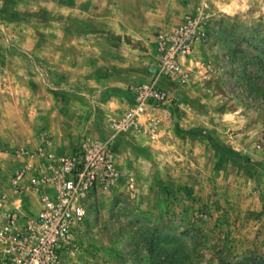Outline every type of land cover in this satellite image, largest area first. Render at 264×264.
Returning <instances> with one entry per match:
<instances>
[{
  "label": "rangeland",
  "instance_id": "obj_1",
  "mask_svg": "<svg viewBox=\"0 0 264 264\" xmlns=\"http://www.w3.org/2000/svg\"><path fill=\"white\" fill-rule=\"evenodd\" d=\"M188 1L175 26L200 0ZM111 2L0 0V197L7 196L6 207L5 178L12 185L28 161L21 152L46 140L56 152L50 127L64 125L38 123L30 113L43 109L47 116L70 101L88 102L92 84L109 69L96 61L118 47L120 38L106 36L100 20ZM205 4V34L177 75L159 73L157 54L152 67L136 74L139 84L124 89L129 104L122 113L92 121L68 150L56 152L112 136L120 172L90 199L78 247L63 264H264V0ZM149 83L168 100L148 107L141 125L114 134L111 122L133 106L135 87ZM17 99L28 108L18 111ZM210 138L239 152L241 166L222 157Z\"/></svg>",
  "mask_w": 264,
  "mask_h": 264
},
{
  "label": "built area",
  "instance_id": "obj_2",
  "mask_svg": "<svg viewBox=\"0 0 264 264\" xmlns=\"http://www.w3.org/2000/svg\"><path fill=\"white\" fill-rule=\"evenodd\" d=\"M205 6V0H200L177 26L158 35L157 66L165 77L179 73L183 59L204 36ZM168 98V93L153 83L135 87L133 106L111 122L114 134L141 125L148 107ZM110 139H82L68 153H56L46 140L35 151L21 152L28 161L15 173L13 189L21 191L22 179L27 178L39 196L40 208L34 215H23L16 206L6 207V195L0 197V207H6L0 211V264H63L77 249L90 199L99 187H108L120 177Z\"/></svg>",
  "mask_w": 264,
  "mask_h": 264
},
{
  "label": "crops",
  "instance_id": "obj_3",
  "mask_svg": "<svg viewBox=\"0 0 264 264\" xmlns=\"http://www.w3.org/2000/svg\"><path fill=\"white\" fill-rule=\"evenodd\" d=\"M188 2V0H114L107 6L108 8L102 7L104 12L100 15V20L106 31L105 35H116L120 39L116 50L109 51L106 58L101 57L96 61L97 66L104 64L108 65L109 69L107 71L105 69L106 73H103L104 76L99 78L98 83L95 80L96 83L92 84L96 86L90 89L93 98L90 97L88 102L70 101L63 106V110L57 109L47 116L43 109L36 115L30 113V117L38 123H49L54 120L64 123L63 126L50 127L56 152L68 150L76 134L83 131L86 133L94 124L104 122L110 116L120 114L127 108L129 99L123 94L124 89L128 84H137L140 81L136 76L140 70L149 69L154 65L157 57V33L175 26L178 18L190 8ZM130 42L138 44L132 46L131 52H127L125 49H128L127 45ZM12 105L22 108L18 111H23L25 106L28 108L25 100H13ZM58 105L60 107L59 103ZM96 105L100 106L101 115L95 118V113L91 115V109L96 108ZM22 142L26 144L28 141L23 138ZM33 144L34 147L38 145L37 142ZM5 179L10 205L18 207L20 214H36L40 208V199L30 188L28 179H22L24 188L19 192L14 191L11 177Z\"/></svg>",
  "mask_w": 264,
  "mask_h": 264
},
{
  "label": "trees",
  "instance_id": "obj_4",
  "mask_svg": "<svg viewBox=\"0 0 264 264\" xmlns=\"http://www.w3.org/2000/svg\"><path fill=\"white\" fill-rule=\"evenodd\" d=\"M201 132H203V130H200ZM210 141L212 142V145L214 146V148L218 151V153L232 161L233 164H236L238 166H241V162H243L244 157L237 151L233 150L232 148L225 146L222 143H215V141H213V139L210 138ZM254 264H257L256 262H254Z\"/></svg>",
  "mask_w": 264,
  "mask_h": 264
}]
</instances>
